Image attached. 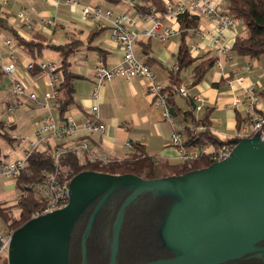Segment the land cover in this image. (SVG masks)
Here are the masks:
<instances>
[{
	"label": "crops",
	"instance_id": "crops-1",
	"mask_svg": "<svg viewBox=\"0 0 264 264\" xmlns=\"http://www.w3.org/2000/svg\"><path fill=\"white\" fill-rule=\"evenodd\" d=\"M1 1L5 3L3 10L0 11V64L9 61L12 55L17 57L16 71L12 75L4 74L0 85V120L11 124L9 132L12 137L19 136L14 133L18 127L14 112L24 108V105L41 112L38 120L50 113L55 114L59 110L53 108L54 100H48V107L44 99L48 90L47 77L38 70H29L28 64L31 61H51L62 65V55L48 46L29 52L21 44V40L35 41L44 45H63L71 41L74 43V50L68 54L67 61L69 70L77 75L73 80L74 102L69 106L70 115H68V108L67 115L61 114L60 117L81 123L90 114L91 107L98 104L101 121L105 123L107 129L103 133L80 131L61 144L70 146L72 141L76 142L89 137L92 143L90 152L78 155L82 163L92 161L90 157L108 156L111 159L131 157L135 153L136 144H142L146 153L156 159L166 160L171 164L181 163L176 148L170 144L173 125L166 120L163 108L156 105L146 79L140 76L130 79L119 76L100 87L97 86L95 70L97 64L102 61L108 67L116 66L123 60L124 52L121 45L112 38L109 20L91 19L83 13L82 7L83 5L111 7L116 14L129 13L137 18V12L134 11L129 0H77L81 5H71L57 0ZM21 14L29 17L31 26L24 23ZM166 23L172 25L170 21ZM144 26V23L137 19V32L142 33ZM174 26L179 28V31L166 42L159 38L140 36L135 44V53L139 60L147 62L159 82L165 86L170 83V71L176 66V56L182 40L183 31L180 24H174ZM93 32H95L94 36L91 35ZM216 33H219L218 21L207 16L201 17L198 30L189 32L186 36L192 56L206 55V58L217 55L214 39L210 36ZM223 35V41L225 40L232 48L238 36L246 35L245 25L240 22L232 28L224 29ZM7 39H12L13 45H7ZM221 58L222 68L215 65L200 83L192 84L194 66L187 68L192 73L190 82H185L184 70L181 78L182 85L188 87L190 93L204 96L206 99L204 109L211 110L212 130L219 137L226 139L236 137L243 123L246 109L244 104L234 106L228 81L241 76L246 81L255 82L258 90L264 89V56L253 59L232 51L229 59L222 56ZM13 80L21 81L30 92H35L39 99L34 101L28 96L14 97L11 93ZM218 83L221 84L216 86L215 84ZM95 87L98 88L97 97L92 96V90ZM258 97L261 102L260 108L264 111V100ZM175 103L176 113L173 115H175L178 129L185 133V128L192 126L183 115L191 109L190 102L177 95ZM9 107L13 108L12 112L9 111ZM203 114L198 113L197 116L202 117ZM6 116L7 119L4 118ZM239 117L241 118L240 126L238 125ZM127 123L128 127L125 126ZM127 142L131 145H127ZM0 147L1 156H8L12 151L14 153L19 151L16 143L11 144L5 140H0ZM9 182L17 190L16 181ZM1 195L0 193V199L4 202Z\"/></svg>",
	"mask_w": 264,
	"mask_h": 264
},
{
	"label": "water",
	"instance_id": "water-1",
	"mask_svg": "<svg viewBox=\"0 0 264 264\" xmlns=\"http://www.w3.org/2000/svg\"><path fill=\"white\" fill-rule=\"evenodd\" d=\"M119 188L131 193L114 222L110 264H116L127 207L148 191L175 201L160 228L163 245L174 256L139 264H222L264 250L258 246L264 241V141L257 133L239 141L227 159L189 174L145 179L82 171L71 180L65 207L32 218L14 231L8 264H69L76 223L97 203L90 228ZM86 250L84 239L83 264Z\"/></svg>",
	"mask_w": 264,
	"mask_h": 264
},
{
	"label": "built area",
	"instance_id": "built-area-1",
	"mask_svg": "<svg viewBox=\"0 0 264 264\" xmlns=\"http://www.w3.org/2000/svg\"><path fill=\"white\" fill-rule=\"evenodd\" d=\"M58 2H66L71 5H81L77 0H57ZM133 4V0H129ZM5 3V2H4ZM3 1L0 2V11L4 7ZM227 0H166V10L164 12L153 11L150 14L144 15L140 12L133 17L129 13L116 14L111 7L83 5V13L94 20L108 19L111 27L112 38L117 41L123 48V60L116 66L108 67L104 62L100 61L96 66L97 86L105 84L114 77H125L130 79L134 76H140L148 81V88L157 106L162 107L166 120L173 125V132L170 139V144L174 146L181 158V162H189L199 159L203 155H207L211 161L218 162L227 159L233 152L237 143H229L221 146L215 145H200L188 147L185 145L186 137L178 129L169 105L168 95L164 91L163 85L157 79L153 70L143 61L139 60L135 53V44L140 36L145 38H159L161 41H168L175 35L179 28H175L174 24L179 25V17L187 12L191 15L200 17L207 16L219 23V33L210 35L214 39L218 60L216 65L220 68L223 66V60L230 58L231 46L226 41H223V30L236 26L241 20L228 13L225 6ZM23 21L28 26H31L30 19L26 14H21ZM137 19L144 23L142 33L137 32ZM170 21L172 25L166 23ZM7 45H13L12 39L6 40ZM177 65L175 66V68ZM17 69V57L12 55L9 61L2 64V70L5 75H12ZM29 70H38L47 77L48 90L44 95L47 106L48 100H54L55 109H61L60 103V84L63 80V72L58 62L51 61H31L28 64ZM264 76V71H263ZM229 90L233 97L234 106L244 104L245 116L240 129L236 133L238 138H249L259 133L264 141V116L260 108V100L258 97V86L255 82L246 81L244 77H236L228 81ZM176 93L184 97L192 98L194 102V113L197 116L200 111L205 108L206 99L201 94H192L188 87L181 85L176 90ZM11 93L14 97L28 96L30 99L37 101L38 95L35 92H30L25 85L19 80H13ZM92 96H98V88L92 90ZM9 111H13L9 107ZM198 117V116H197ZM38 128L35 134L26 138L24 136H13L16 139V147L21 150V153L11 152L10 155L0 159V181L2 179H10L16 181L23 169L28 165L30 156L35 151L51 149L54 168L51 171L43 172V180L38 183H33L31 187L36 194L41 196L45 203L37 211L33 212L32 218L53 212L57 209L65 207L69 203L70 198V183L72 178L70 174H64L62 171L61 157L63 154L73 152L77 155L89 153L92 143L89 137L72 141L70 146L63 145L64 142L74 133L85 131L87 133L106 131L107 126L101 121L99 114V106L95 104L91 107V112L81 123H77L67 118H56L51 113L42 117L38 121ZM126 127L129 124H125ZM50 139L54 140V145L50 143ZM127 145H131L127 142ZM15 154V155H14ZM11 155H14L13 157ZM11 156V157H10ZM92 161H101L104 163L110 162L112 159L108 156H100L98 158L90 157ZM63 175V176H62ZM40 189V192L37 190ZM16 229L11 226H5L0 230V260L4 255H8L11 239ZM8 264V261L6 262Z\"/></svg>",
	"mask_w": 264,
	"mask_h": 264
},
{
	"label": "trees",
	"instance_id": "trees-1",
	"mask_svg": "<svg viewBox=\"0 0 264 264\" xmlns=\"http://www.w3.org/2000/svg\"><path fill=\"white\" fill-rule=\"evenodd\" d=\"M133 1L134 3L132 6L134 7V11L140 12L144 15L150 14L153 11L164 12L166 10V0ZM226 8L230 15L241 20L246 29V35L238 36L236 38L234 45L231 48V52L233 51L240 56H246L253 59L263 57L264 0H227ZM200 18L201 17L198 15H191L185 12L181 14L178 19L183 32L179 51L176 56L177 67L171 69L170 83L164 88V91H166L168 95V105L173 114L176 113L175 97L179 95L175 90L182 85V71L194 66L192 71V84L195 85L205 78L206 74L216 65L218 60V55L207 56L205 58L206 55L193 57L191 54L190 45L187 42L186 36L189 35V32L198 30ZM94 34L95 32L91 35L94 36ZM21 44L27 48L29 52H34L36 49L38 50L48 46L60 52L62 55L63 59L60 68L63 72V80L60 84L59 100L61 103V114H64L74 102L75 88L73 80L77 75L69 70V63L67 61L68 54L74 50V43L70 41L63 45H44L35 41L28 42L21 40ZM144 63L150 67L147 62ZM3 76L4 72L2 70V65L0 64V85L2 84ZM220 84L221 83L215 85L219 86ZM257 93L258 96L264 100V89L258 90ZM184 98L190 102L191 109L184 112L183 115L184 118L192 124V126L185 128V133L182 132L186 137V146H221L229 143H238L244 139L238 137L223 139L216 135L211 128L212 122L210 120V108L205 110L202 117H197L194 113L195 105L192 98ZM261 113L264 116V111H261ZM238 116H240L239 113ZM240 124L241 118L239 117L238 125L240 126ZM9 128H11L10 123L0 120V140L15 144L16 139L10 135ZM262 130L264 131V126ZM1 158L0 147V159ZM213 163L214 162L211 161L207 155H203L194 161L171 164L169 161L156 159L147 154L142 144H136L135 153L131 157L112 159L108 163L101 161H86L82 163L78 155L73 152L65 153L61 157L62 171L64 174H70V178H73L82 171L93 170L112 174H135L145 179H159L168 176H179L197 172L211 166ZM53 168L54 161L50 148L33 152L29 158L28 165L16 179V185L20 191V198L17 202L19 216L16 217L13 212L7 210L6 207L3 206L4 202L0 199V219L6 226H14L15 229H18L32 219L33 212L43 206L45 200L36 194L31 185L33 183L41 182L43 180V172L51 171ZM130 193L131 190L126 188H119L116 190L99 214H103L102 217L110 216L116 218L121 205ZM174 202V199L170 196H161L156 194L155 191H148L139 195L129 204L126 209L121 231V242L124 249L123 264H130L137 260L146 259L147 249L152 241L155 245V253L150 258L162 259L174 256L172 252L166 249L160 238V228L165 220L167 212ZM92 209L93 208H91L87 214L90 215ZM149 230L153 231L152 235L147 234ZM258 246H264V241L260 242ZM69 256L71 258V254ZM263 262L264 250H257L244 255L241 258L222 264H263Z\"/></svg>",
	"mask_w": 264,
	"mask_h": 264
},
{
	"label": "flooded vegetation",
	"instance_id": "flooded-vegetation-1",
	"mask_svg": "<svg viewBox=\"0 0 264 264\" xmlns=\"http://www.w3.org/2000/svg\"><path fill=\"white\" fill-rule=\"evenodd\" d=\"M97 203H93L87 208L85 213L76 223L70 244V262L69 264H83V241L86 239V251H87V260L86 264H110L112 257V242H113V229L115 217H102L103 214H98L95 218V221L92 223L91 227L88 228L89 220L95 209ZM92 209V212L89 214L88 211ZM89 229V230H88ZM151 230V229H150ZM148 231V235H152L153 231ZM129 234V233H127ZM75 251V253H74ZM124 249L120 239L119 251L117 254L116 264H123L124 258ZM155 253V245L152 241L149 244L147 249V257L143 260H137L130 264H139L148 261L155 260L150 258ZM69 254V255H70Z\"/></svg>",
	"mask_w": 264,
	"mask_h": 264
},
{
	"label": "rangeland",
	"instance_id": "rangeland-1",
	"mask_svg": "<svg viewBox=\"0 0 264 264\" xmlns=\"http://www.w3.org/2000/svg\"><path fill=\"white\" fill-rule=\"evenodd\" d=\"M137 56V54H136ZM185 82H190L192 78V73L189 69L184 70L183 72ZM53 107V106H51ZM54 108V107H53ZM68 110V109H67ZM66 110V111H67ZM66 111L64 112L65 115ZM70 108L68 111V115H70ZM205 112V109L199 112V115L203 114ZM19 113V115H18ZM50 113V112H49ZM15 114V121L18 123V127L14 130V133L19 135V136H24L26 138L32 137L36 129L38 128V119L40 117L41 112H39L37 109L32 108L28 105H24V108H20L14 112ZM53 114V113H52ZM56 118H60L61 112L60 110H57L55 114H53ZM7 119V116L4 117ZM38 120V121H37ZM36 124V125H35ZM50 143L54 145V140L50 139ZM21 153V150L18 151V154ZM9 181H14L10 179H2V182L0 183V193L2 194L1 197L4 200L3 206L6 207L7 210H10L13 212L14 216L18 217L19 216V208L17 207V202L18 199L20 198V191L19 189L15 188L13 184ZM11 185V186H10ZM3 186V187H2ZM10 186V187H8ZM37 190L40 192V189L37 187ZM41 193V192H40ZM4 222L0 219V230L5 228ZM14 227V226H12ZM15 228V227H14ZM8 261V255H4L1 260L0 264L6 263ZM264 264V262H263Z\"/></svg>",
	"mask_w": 264,
	"mask_h": 264
}]
</instances>
